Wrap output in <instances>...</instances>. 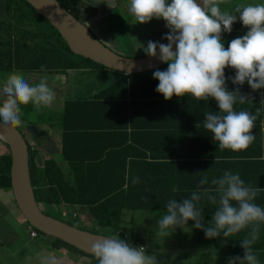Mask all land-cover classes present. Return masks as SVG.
Listing matches in <instances>:
<instances>
[{"label": "trees", "instance_id": "1", "mask_svg": "<svg viewBox=\"0 0 264 264\" xmlns=\"http://www.w3.org/2000/svg\"><path fill=\"white\" fill-rule=\"evenodd\" d=\"M58 1L72 13L75 9L77 14L85 11V4L80 0ZM235 7L227 9L221 5L222 10L228 11ZM88 14L85 15L88 19L94 16ZM246 32L247 28L237 19L230 33H222L225 48L232 39ZM157 35H151L149 41ZM94 66L106 67L74 53L59 30L27 0H6L0 33V71L67 76L69 71L90 72ZM167 67L165 63L157 69ZM157 69L121 72L119 79L90 95L64 99L61 111L47 114L43 107L37 110L31 103L20 105L23 121H28L30 114L36 112L39 122L60 130L58 144L67 165L64 167L56 158L48 157L40 166L38 148L28 143L31 182L39 205H86L90 227L79 228L97 233L101 232L100 228H109L132 246H144L147 242L129 232L126 211L155 212L160 218L166 214L167 201L173 198L180 201L200 191L199 181L203 176L209 182L202 187L214 189L213 178H219L226 170L238 173L247 186L261 188L254 202L264 207V105L261 104L264 88L253 91L247 81L242 86L234 85L227 77L234 76L235 70L225 69L227 89L239 88L242 95L251 98L243 104L237 101L234 109L249 111L257 119L253 129L255 140L247 149L221 151L212 133L203 126L206 112L219 111L216 101L198 100L190 94L174 95L166 100L155 90L159 81L153 78V72ZM0 141L9 149L5 141L1 138ZM11 166L9 149L0 154V188L12 189ZM137 176L139 183L133 185L131 180ZM209 194L216 195L214 190ZM198 206L203 208V223L207 226L217 206L206 197ZM187 223L194 224V221ZM246 232L242 230L228 238L222 235L207 238L205 231L198 229L197 239L206 254L209 253L208 258L199 260L195 255L197 259L193 260L186 254L182 259H156L158 264H228L224 259L214 261L213 257L227 255L228 260L236 255L242 257L240 239ZM48 242L53 247H65L87 257L88 264H98L92 254L58 238L48 236ZM253 249L260 264H264V224Z\"/></svg>", "mask_w": 264, "mask_h": 264}, {"label": "clouds", "instance_id": "2", "mask_svg": "<svg viewBox=\"0 0 264 264\" xmlns=\"http://www.w3.org/2000/svg\"><path fill=\"white\" fill-rule=\"evenodd\" d=\"M101 2L115 6L114 0ZM224 2L202 0L201 5L197 0H129L128 11L140 23L163 18L170 30L163 37L169 43L150 40L144 47L145 54L151 57H157L159 49L158 59L168 65L166 70L153 72V78L159 81L155 90L166 100L186 94L198 100L214 99L219 111L206 112L203 126L212 133L221 151L237 152L247 149L255 140L257 117L249 111L234 109L237 101L243 104L251 98L242 95L239 88L227 89L225 69L235 70L234 76L227 77L234 85L242 86L247 81L253 91L264 88V2L241 3L233 11L222 10ZM237 19L247 32L232 39L225 48L222 33H230ZM54 100L55 92L46 77L30 84L22 73L13 72L0 85V121L5 129L20 127V105L31 103L39 110L51 106ZM131 182L139 183V177H133ZM208 182V177L203 176L200 191L180 201L173 198L166 202V214L156 221L158 234L167 237L176 227H186L189 220L194 221V228L203 229L207 238H228L247 230L240 239L243 256L229 257L228 264H260L253 245L264 224V207L254 202L261 188L247 186L238 173L230 170L211 180L214 189L202 187ZM213 190L216 195L209 194ZM205 197L217 206L207 226L203 223V208L198 206ZM90 251L98 264H158L144 246L133 247L119 236L96 239ZM43 264L56 261L45 257Z\"/></svg>", "mask_w": 264, "mask_h": 264}, {"label": "rangeland", "instance_id": "3", "mask_svg": "<svg viewBox=\"0 0 264 264\" xmlns=\"http://www.w3.org/2000/svg\"><path fill=\"white\" fill-rule=\"evenodd\" d=\"M63 1V0H62ZM264 0H225V2L222 4L223 6L227 7H233L237 6L238 4H249V3H262ZM87 7V6H86ZM6 11V10H5ZM80 21H83L85 25H87L91 31L95 34V36L100 39L103 43H105L109 48L112 50L116 51L117 53H120L124 55L127 49V46L124 49L119 50V48L115 45V43H109L106 41L101 35V32L99 34L93 30V28L89 25L88 23V18H86V14L89 15L88 13H95V10L92 9H86L85 11L82 12V14H77V11L73 12ZM8 18V17H7ZM147 40V39H145ZM139 42L141 40L138 39ZM138 41H135L134 44L137 45ZM141 45H139L140 47ZM93 70L90 72L86 73H81L79 71H72L68 73L66 77H60L58 78L59 80H53L54 85H50V87L53 88L55 92V100L53 101L52 105L49 107H43L45 111L51 112V109L53 111H58L60 107H63V101L64 99L71 98V97H78L80 95H90L99 89H102L112 82L116 81L121 77V72H118L116 70H111L106 67H92ZM6 74H11V73H6ZM27 74V73H26ZM32 75V74H30ZM3 75H0V82L3 83L4 80H6L5 77H2ZM46 75H35L33 74L32 77H37V79L45 78ZM30 84L38 83L33 82L32 78L29 77V74L24 76ZM29 77V78H28ZM56 78L54 74L52 76H48L47 82L49 81V78ZM66 78L65 82L63 85L58 87L56 84L57 81L64 80ZM4 79V80H3ZM50 82H48L49 84ZM49 109V110H48ZM38 115H36V112H32L30 114V121H36ZM43 125H46V128L48 130L49 124L48 123H43L40 122ZM22 127V126H21ZM22 130V129H21ZM25 130H27L25 128ZM31 132V131H30ZM53 134V142L55 143L57 140L59 142L60 139V130L57 128L52 129ZM32 133V132H31ZM27 137V135H26ZM32 137L28 139L30 141H34L31 139ZM33 143V142H31ZM52 144V141H51ZM56 144V143H55ZM52 146L56 148V152H52L51 156L56 158L64 167H67L66 162L64 161L58 147L56 145ZM4 151H9L7 147L1 148L0 147V154L4 153ZM39 164L42 165V161H39ZM42 205V204H41ZM41 207V209L51 215L54 216L58 219H63L66 220L73 225L77 227H90V218H89V213L86 208H80V207H72L69 204H44V206ZM66 209H68L69 213L67 217H64L62 214L63 212H66ZM73 210L77 213V217L73 215ZM131 218H133V221H131ZM159 219V216L155 212H150V211H145V210H137V211H126V222L128 226L129 232L133 235L134 238L137 239H145L146 240V245H144L147 254L149 255H154L155 257H162V258H172L174 260L176 259H182L186 257V254L191 255V259H197L195 258V255L200 257L199 260L202 257L208 258L207 253L205 249L199 244L198 241V229L193 227L192 223H187L186 227H176L169 236L164 237L158 234L157 232V226H156V221ZM26 221L24 218L23 214L21 213L20 209L18 208L16 201L14 199V194L13 190L11 188H0V239L3 240V243H6L9 237H13V231H19L21 230L22 240L24 242L29 239L28 233L22 229L23 225L21 222ZM27 223V222H26ZM101 232L108 234L109 236L118 234L117 232L108 229H99ZM11 237V238H12ZM45 239H48V236H46L43 233H39L36 238H33V241L36 243H42L46 242ZM32 240V239H31ZM156 243L159 244V246H156ZM2 245V244H1ZM7 245V243L5 244ZM3 246V245H2ZM30 244H28L27 247H29ZM5 247V246H3ZM42 247V246H41ZM133 247H140L139 245L133 246ZM21 249V252L15 254V257L12 258L11 262L12 264H27V262L24 260V254L27 252L26 248H22L21 245H12L9 250H18ZM24 249V251H22ZM29 249V248H28ZM39 246L31 248L30 252V257L31 258V263L30 264H43V259L46 257L44 254H42L39 250ZM69 253L74 257V259H78V262L76 264H88L89 259L84 256H80L74 251H70L68 249ZM44 255V256H43ZM194 257H193V256ZM48 258V257H47ZM214 261L218 260H226L228 261V256L224 255L223 257H218L215 256L213 257ZM51 260V258H49ZM56 264H64L61 260H56Z\"/></svg>", "mask_w": 264, "mask_h": 264}, {"label": "water", "instance_id": "4", "mask_svg": "<svg viewBox=\"0 0 264 264\" xmlns=\"http://www.w3.org/2000/svg\"><path fill=\"white\" fill-rule=\"evenodd\" d=\"M27 1L59 30L74 53L111 70L127 74L139 73L157 69L165 64L158 59L159 49H157V57L126 56L117 53L98 39L87 25L58 0ZM197 3L202 5V0H197ZM162 43L167 44L169 41L165 39ZM0 138L8 144L10 149L12 190L16 204L26 221L40 233L58 238L92 254L91 244L96 239L109 235L79 228L45 213L34 195L30 174L29 142L26 136L19 127L5 129L0 121Z\"/></svg>", "mask_w": 264, "mask_h": 264}, {"label": "crops", "instance_id": "5", "mask_svg": "<svg viewBox=\"0 0 264 264\" xmlns=\"http://www.w3.org/2000/svg\"><path fill=\"white\" fill-rule=\"evenodd\" d=\"M80 1L85 4V10L87 8L89 10L90 9L95 10V13H93L94 16L88 19V23L93 28V30H95L98 34L99 32H101L100 36H102L109 43H115V45L119 48V50L124 49L127 46L126 49L127 52L124 53V55L126 56L146 55L144 51V47H146L150 36L153 35L154 33H158V35L155 36L153 42L162 43L165 40L163 37L165 36L166 33L170 31L165 26L166 22L163 18L160 19L153 18L152 20L146 23H140L138 21L136 22L135 18L128 11L129 0H114L115 6L113 8L109 7L106 2H101V0H80ZM5 10H6V0H0V33L2 30V23L5 19V14H6ZM138 39L141 40V42H139ZM135 41H138L137 45L134 44ZM139 45L141 46L139 47ZM13 72L22 73L24 76L29 74V77L32 78L33 82H37V80H39L37 79V77L36 78L32 77L33 74L42 75V76L46 75L45 77L52 76V74H48V73H32V72H21V71H5V72L0 71V75H3L2 77L7 78L9 74L6 73H13ZM55 76L56 78L55 77L52 79L49 78L48 81L50 82L49 86L54 85L55 81L53 80L56 79L59 80L58 78L63 76L66 77L65 75H55ZM65 80L66 78H64V80L57 81L58 84L56 85L60 87L61 85L64 84ZM2 84L3 83L0 82V85ZM62 108L63 107H60L58 111H61ZM51 111L55 112L53 111V109H51ZM21 126L20 127L23 130V133L27 135V139L29 136V138L32 137L31 139L34 140V141H30L28 139L29 143L32 144L33 146H36V148H38L39 150L37 155L38 164L39 161L40 162L42 161V165H43L44 160L48 157H52L51 156L52 152H56L55 150L56 148H54L52 144L56 145L58 147L57 151L59 150L61 153L58 140L55 142L56 144L53 142V137H52L53 132L51 131L54 128L49 126L47 130L46 125H43L38 121V117L36 121L22 120ZM25 128L27 130H25ZM0 147L5 148L6 147L5 143L0 141ZM2 152L5 153L6 151L2 150ZM69 205L74 208L80 207L85 210L87 208L89 213V208L86 205H77V204H69ZM41 206L43 207L44 204H42ZM72 212L73 214H77L75 210H73ZM62 214L64 215V217H67L68 214L70 213L68 209H66V212L65 213L63 212ZM26 222L27 221L21 222V224L23 225L22 229L24 228V230L29 235V239H27L26 242L22 240L23 233L21 234V230H19L18 232L13 231L12 234L13 237L12 236H11L12 238L9 237V239L6 242L7 245H5L6 243H3V240L0 239V264H12L11 260L13 257H15L16 252L17 254L21 252V249L15 251L9 250L11 248V244L13 246L16 244L21 245L22 248H26L27 252L24 254V260L27 262V264L31 263L30 261L32 257L29 256L31 252V248L37 247V245L39 246V249H37V251L39 250L46 257L55 259V261L61 260L62 262H64V264H76V262H78V259H74V257L69 253L67 248L53 247L50 244V242H48V239H45L46 242H42L40 244L34 242L33 238L36 237H32L30 235V231L28 230V222L27 223ZM1 244L5 247H3ZM28 244H30L29 247H27ZM22 251H24V249ZM22 253L23 252H21V256Z\"/></svg>", "mask_w": 264, "mask_h": 264}, {"label": "built area", "instance_id": "6", "mask_svg": "<svg viewBox=\"0 0 264 264\" xmlns=\"http://www.w3.org/2000/svg\"><path fill=\"white\" fill-rule=\"evenodd\" d=\"M76 215V214H75ZM28 230L30 231V235L32 237H37L39 234V231L36 229H33V227L31 225H28ZM118 233V232H117ZM119 234V233H118Z\"/></svg>", "mask_w": 264, "mask_h": 264}]
</instances>
